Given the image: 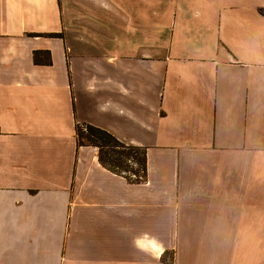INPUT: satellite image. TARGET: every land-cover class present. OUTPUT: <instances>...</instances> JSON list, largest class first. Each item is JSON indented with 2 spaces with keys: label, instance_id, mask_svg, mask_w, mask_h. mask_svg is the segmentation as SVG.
<instances>
[{
  "label": "crops",
  "instance_id": "crops-1",
  "mask_svg": "<svg viewBox=\"0 0 264 264\" xmlns=\"http://www.w3.org/2000/svg\"><path fill=\"white\" fill-rule=\"evenodd\" d=\"M0 264H264V0H0Z\"/></svg>",
  "mask_w": 264,
  "mask_h": 264
},
{
  "label": "trees",
  "instance_id": "trees-1",
  "mask_svg": "<svg viewBox=\"0 0 264 264\" xmlns=\"http://www.w3.org/2000/svg\"><path fill=\"white\" fill-rule=\"evenodd\" d=\"M47 36H56L49 34ZM41 52H34L36 62L43 61ZM80 127L82 129H80ZM75 134L79 145H92L97 149L98 162L130 184L145 182L147 176V148L127 143L106 129L88 123H77Z\"/></svg>",
  "mask_w": 264,
  "mask_h": 264
},
{
  "label": "rangeland",
  "instance_id": "rangeland-1",
  "mask_svg": "<svg viewBox=\"0 0 264 264\" xmlns=\"http://www.w3.org/2000/svg\"><path fill=\"white\" fill-rule=\"evenodd\" d=\"M80 129H82V128L80 127Z\"/></svg>",
  "mask_w": 264,
  "mask_h": 264
}]
</instances>
